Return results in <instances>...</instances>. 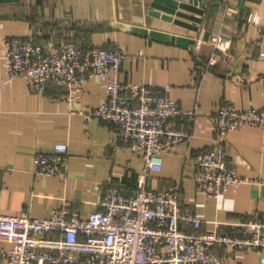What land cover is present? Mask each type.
Listing matches in <instances>:
<instances>
[{
    "label": "crops",
    "instance_id": "0c3cea01",
    "mask_svg": "<svg viewBox=\"0 0 264 264\" xmlns=\"http://www.w3.org/2000/svg\"><path fill=\"white\" fill-rule=\"evenodd\" d=\"M213 12L207 11L199 31H194L149 16V0L0 1V41L14 36L33 37L51 45L73 39L112 50L123 47L127 56L120 79L124 84L170 85L172 98L185 110L198 107L195 124L186 120L183 126L193 128V137L164 155L162 170L152 174L148 186L156 190L176 187L181 202L192 206L203 221L199 232L214 230L219 223L264 218L262 128L227 135L229 159L248 182L230 186L219 198H206L194 181L197 154L216 142L215 117L220 107L230 102L239 108L264 110V0H222ZM133 26L196 42L181 45L153 40L135 34ZM219 35L228 38V47L219 63L207 69L214 51L210 40ZM2 82L7 84L0 90L1 213L18 214L28 209L34 217L48 218L55 209L69 206L88 218L110 184L129 189L138 186L144 157L125 148L111 125L71 113L54 88L38 95L28 89L23 78L8 81L0 44ZM106 98V89L94 76L84 83L77 107L89 111ZM59 143L69 145L68 180L35 174L36 152H52ZM0 247L9 249L11 244L0 242ZM219 252L227 256L226 264H264V250ZM0 264H8L3 256Z\"/></svg>",
    "mask_w": 264,
    "mask_h": 264
},
{
    "label": "built area",
    "instance_id": "2783aa9c",
    "mask_svg": "<svg viewBox=\"0 0 264 264\" xmlns=\"http://www.w3.org/2000/svg\"><path fill=\"white\" fill-rule=\"evenodd\" d=\"M258 16L254 22L259 23ZM214 51L206 68L216 66L226 52L228 38L214 36ZM8 81L23 78L28 89L46 95L54 88L71 113L87 121L99 119L111 125L121 144L144 157L139 184L127 188L110 184L98 208L82 218L69 206L48 218L34 217L28 209L18 214L0 212V256L8 264H226L219 250H264V218L239 223H219L214 230L199 232L203 221L192 206L183 204L174 186L153 189L148 179L162 170L163 157L193 137L198 107L185 110L172 98V86L144 82L124 84L120 73L127 56L123 47L107 49L65 39L57 45L33 37H4L0 41ZM97 77L107 91L99 107L78 109L84 83ZM7 82L0 83L5 90ZM264 130V110L239 108L224 103L215 117L216 142L195 158L194 181L206 198H219L230 186L248 182L229 159L227 135L245 128ZM69 145L59 143L52 152L38 151L35 174L69 177Z\"/></svg>",
    "mask_w": 264,
    "mask_h": 264
},
{
    "label": "water",
    "instance_id": "95a60500",
    "mask_svg": "<svg viewBox=\"0 0 264 264\" xmlns=\"http://www.w3.org/2000/svg\"><path fill=\"white\" fill-rule=\"evenodd\" d=\"M14 1L20 0H0ZM245 0H242L244 2ZM222 0H149V16L162 19L176 25L199 31L206 12L214 13L213 8L221 6ZM192 13V14H191ZM182 19L190 20L191 23ZM195 23V24H192ZM129 27V26H128ZM130 28H128L129 30ZM131 30L141 36H150L153 40L173 42L181 45L195 43L196 40L184 36L172 35L168 32L148 30L142 26H133ZM209 34L206 39L209 40Z\"/></svg>",
    "mask_w": 264,
    "mask_h": 264
}]
</instances>
